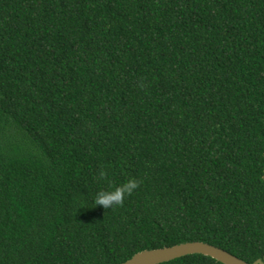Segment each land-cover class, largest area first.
<instances>
[{
	"label": "trees",
	"instance_id": "16d2710c",
	"mask_svg": "<svg viewBox=\"0 0 264 264\" xmlns=\"http://www.w3.org/2000/svg\"><path fill=\"white\" fill-rule=\"evenodd\" d=\"M191 242L264 260V0H0V264Z\"/></svg>",
	"mask_w": 264,
	"mask_h": 264
},
{
	"label": "water",
	"instance_id": "95a60500",
	"mask_svg": "<svg viewBox=\"0 0 264 264\" xmlns=\"http://www.w3.org/2000/svg\"><path fill=\"white\" fill-rule=\"evenodd\" d=\"M203 255L221 264H249L235 255L204 242H191L155 250H146L134 255L123 264H163L189 255ZM253 264H264L259 259Z\"/></svg>",
	"mask_w": 264,
	"mask_h": 264
},
{
	"label": "clouds",
	"instance_id": "9594fccd",
	"mask_svg": "<svg viewBox=\"0 0 264 264\" xmlns=\"http://www.w3.org/2000/svg\"><path fill=\"white\" fill-rule=\"evenodd\" d=\"M106 173L100 172V177L104 178ZM140 180L131 177L128 178L124 183L115 186L111 190H99L94 196L95 206H103L105 209L112 208L116 205H123L127 197L131 196L139 187Z\"/></svg>",
	"mask_w": 264,
	"mask_h": 264
}]
</instances>
